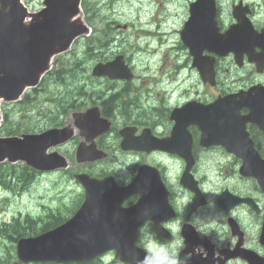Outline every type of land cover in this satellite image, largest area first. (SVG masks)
<instances>
[{
  "label": "water",
  "instance_id": "95a60500",
  "mask_svg": "<svg viewBox=\"0 0 264 264\" xmlns=\"http://www.w3.org/2000/svg\"><path fill=\"white\" fill-rule=\"evenodd\" d=\"M0 2L2 4L0 10V94L6 98H14L20 94L24 86L35 84L38 72L52 55V45H49L50 41L46 37L50 31L45 29L43 34L41 29L45 23H49L53 31L56 29L57 21L52 17V9H49L43 13V17L25 25L22 23L23 17L19 16L17 7L7 6L11 0H0ZM58 8L71 15L77 12L75 3L72 4L70 0ZM79 31L80 25H74L71 32L62 29L61 36L67 35L66 38L70 39ZM58 134L53 130L42 135L24 136L23 139L16 137L0 139V157L32 158L33 164H37L36 160L42 157L44 149L58 140ZM79 179L87 189V202L105 207L103 202L110 199L113 191L106 184H97L84 176ZM86 208L87 206L82 212H88ZM63 231H65V225L54 232L62 233ZM46 245L55 246L45 237L21 241L19 255L24 260L39 259Z\"/></svg>",
  "mask_w": 264,
  "mask_h": 264
},
{
  "label": "rangeland",
  "instance_id": "374dc122",
  "mask_svg": "<svg viewBox=\"0 0 264 264\" xmlns=\"http://www.w3.org/2000/svg\"><path fill=\"white\" fill-rule=\"evenodd\" d=\"M29 2L32 5H36V8L39 7L40 0H29ZM155 2V0H100L99 2V8L102 15L112 16L113 19L120 20V23H133L132 30L128 29L126 34H124L128 43L127 46L121 45L119 46L120 49L118 48V50L125 52L128 56H133V58L136 59L134 60L136 65L141 66L140 64H143L147 68H152L154 66V55L152 56L154 52V42L151 43L153 47H150L148 44H144V40L139 41V38L141 37L136 38V31H140L137 26V22L138 20L143 21L147 19V16L152 14L151 8L148 10V12H146L145 6L148 5L152 7ZM99 25L102 26V23H99ZM146 46L147 48H145ZM138 48L142 50L145 49V52H141L143 54L142 56H139L140 53L136 52ZM90 58H92V56H89L87 53H85L84 57L81 59L82 65L80 67L82 69L80 70L79 67L73 66L74 73L70 74L66 72V75L70 74L69 78L64 80L67 85L70 83V80H73L76 84L74 78L78 79L87 76L84 73L87 71V67L90 65ZM136 68L138 67L136 66ZM72 74H74V77ZM140 74L143 77L145 75L144 72H140ZM46 97L47 96L45 95H41L39 101H44ZM49 107L53 109L54 105L50 103ZM46 180L47 178L36 180L32 186L31 194L23 192L20 197H15L9 205L6 215H8L11 211L17 212L18 209L25 210L28 207L29 210H31V213H33L36 209V205H38L40 202H45L47 205H54L58 199L54 198L53 190L50 191L46 188L49 187V183L45 182ZM14 182H16V180ZM69 189L70 185H67L65 180L62 179V194L64 192H68ZM38 193L45 195V199L39 198L40 196ZM0 247L3 250V244L0 245Z\"/></svg>",
  "mask_w": 264,
  "mask_h": 264
},
{
  "label": "flooded vegetation",
  "instance_id": "af4514ba",
  "mask_svg": "<svg viewBox=\"0 0 264 264\" xmlns=\"http://www.w3.org/2000/svg\"><path fill=\"white\" fill-rule=\"evenodd\" d=\"M129 107L130 108H129V111L128 112H134L137 109L138 105H137V103H134V104L132 103V104H130ZM132 115L133 114H130L129 116L131 117ZM136 117H138V118H144L143 115H141V114H138ZM128 123L135 124V121H132L131 120ZM139 126H141V125H139ZM166 135L167 134L163 131V132L157 133L156 136L164 137ZM105 137L106 136H104L103 138H105ZM114 139L116 140V138H114ZM121 153L122 154H125V155L136 154V155L139 156V162H141V163H147L149 165H154L159 170L164 169V161H165L166 153H164L163 151L154 150V151H152L150 153L139 152V151H128V152H121ZM219 160L221 162L223 160H226V161L230 162V164L233 165V166H236L237 163H238V161H237L236 158L231 157V156H226L223 152L220 153ZM249 187H250V184L246 180H242L240 190H242V189H249ZM243 227L245 228V226H243Z\"/></svg>",
  "mask_w": 264,
  "mask_h": 264
},
{
  "label": "trees",
  "instance_id": "16d2710c",
  "mask_svg": "<svg viewBox=\"0 0 264 264\" xmlns=\"http://www.w3.org/2000/svg\"><path fill=\"white\" fill-rule=\"evenodd\" d=\"M7 133H9V132L7 131Z\"/></svg>",
  "mask_w": 264,
  "mask_h": 264
}]
</instances>
